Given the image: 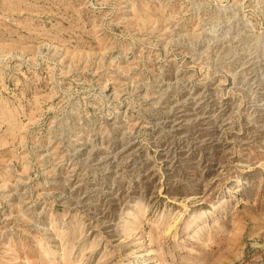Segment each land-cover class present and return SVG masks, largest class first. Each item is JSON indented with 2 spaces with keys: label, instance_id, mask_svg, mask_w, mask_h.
Segmentation results:
<instances>
[{
  "label": "rangeland",
  "instance_id": "374dc122",
  "mask_svg": "<svg viewBox=\"0 0 264 264\" xmlns=\"http://www.w3.org/2000/svg\"><path fill=\"white\" fill-rule=\"evenodd\" d=\"M0 264H264V0H0Z\"/></svg>",
  "mask_w": 264,
  "mask_h": 264
}]
</instances>
